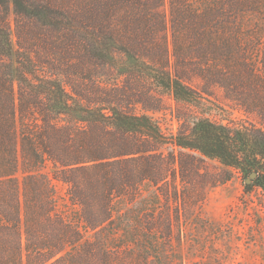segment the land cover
<instances>
[{
  "label": "trees",
  "instance_id": "trees-1",
  "mask_svg": "<svg viewBox=\"0 0 264 264\" xmlns=\"http://www.w3.org/2000/svg\"><path fill=\"white\" fill-rule=\"evenodd\" d=\"M237 172L264 190V0H0V264H170L172 203ZM144 184L161 219L121 208Z\"/></svg>",
  "mask_w": 264,
  "mask_h": 264
},
{
  "label": "rangeland",
  "instance_id": "rangeland-1",
  "mask_svg": "<svg viewBox=\"0 0 264 264\" xmlns=\"http://www.w3.org/2000/svg\"><path fill=\"white\" fill-rule=\"evenodd\" d=\"M209 99H215V104L205 103L200 114L213 121L227 126L253 122L252 118L223 103L220 90H215L213 98ZM166 104L164 109L147 114L163 133L175 135L179 127L178 105L171 100ZM204 167L209 175L221 171L215 161L207 160ZM248 178L237 172L224 184L212 185L204 181V201L188 218L180 209L179 222L176 206L172 203L173 241L167 251L170 264H264V190L254 185L250 193H246L244 184ZM54 185L58 195L65 197V186L56 181ZM154 194V188L144 184L141 194L121 208L141 214L154 206L152 210L158 212V219H161L163 201L155 202Z\"/></svg>",
  "mask_w": 264,
  "mask_h": 264
},
{
  "label": "water",
  "instance_id": "water-1",
  "mask_svg": "<svg viewBox=\"0 0 264 264\" xmlns=\"http://www.w3.org/2000/svg\"><path fill=\"white\" fill-rule=\"evenodd\" d=\"M257 172H252L250 175H249V178L246 180V184H250L252 180H254L256 177H257Z\"/></svg>",
  "mask_w": 264,
  "mask_h": 264
}]
</instances>
